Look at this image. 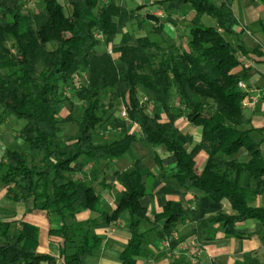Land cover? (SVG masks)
Returning a JSON list of instances; mask_svg holds the SVG:
<instances>
[{
  "label": "trees",
  "instance_id": "16d2710c",
  "mask_svg": "<svg viewBox=\"0 0 264 264\" xmlns=\"http://www.w3.org/2000/svg\"><path fill=\"white\" fill-rule=\"evenodd\" d=\"M29 1L0 0V124L10 117L23 121L19 135L31 152L7 150L0 162V181L8 186L14 202H32L48 217H59L62 224L50 235L62 240L60 254L65 264H85L101 244L97 235L83 231L75 222L81 211L99 214L87 221L92 226L109 225L127 211L129 239L119 259L121 264H136L145 237L141 224L148 221L140 204L145 187L135 180L137 174L151 175L143 160L134 161L124 180L116 173L124 191L110 214L99 213L95 191L72 176L78 159L118 160L137 142L163 148L175 159L174 172L166 175L154 156L162 178L174 189L202 191L215 204L227 200L234 212L220 211L202 220L180 203L168 202L154 224L164 231L165 239L189 215L197 223L198 240L209 223L219 224L228 237H240L238 223H264V208L250 206L264 190L261 141H254L252 129L243 128L249 120L240 104L245 94L237 84L244 82L245 74L232 72L240 66L239 54L257 57L261 47L248 52L225 37L238 24L231 0L220 4L156 0L161 4L182 1L192 8L186 49L167 43L162 38L163 22L152 14L141 16L143 6L129 9L114 0H68L72 11L67 14L58 0H42L38 10L24 12ZM259 1L264 6V0ZM203 16L214 20L216 27L203 25ZM146 21L153 24L149 33L156 39L135 36L134 30L142 31ZM117 36L120 41L114 44ZM101 45L108 49L98 51ZM66 88L82 104L77 118L72 116L74 103L66 97ZM117 99L122 101L127 119L139 127L140 139L126 133L124 121L111 117ZM173 99H177L180 113L202 128L207 160L200 173L177 141L179 115L172 113ZM150 102L162 108L166 122L147 113ZM64 105L69 110L61 118L58 110ZM107 112L110 115L105 116ZM68 123L76 125L74 138L58 141L61 126ZM106 123L119 129L120 136L111 143L96 144L94 135ZM241 149L247 155L244 163L234 158ZM246 174L259 179L255 188L243 185ZM10 226L0 220V264H56L55 258L36 252L35 226L21 223L13 231ZM68 244L75 245L71 255L66 254Z\"/></svg>",
  "mask_w": 264,
  "mask_h": 264
},
{
  "label": "crops",
  "instance_id": "0c3cea01",
  "mask_svg": "<svg viewBox=\"0 0 264 264\" xmlns=\"http://www.w3.org/2000/svg\"><path fill=\"white\" fill-rule=\"evenodd\" d=\"M38 1L41 5L42 0ZM58 1L64 7L65 12L70 14L72 8L68 0ZM103 1L104 3L108 2V0ZM114 1L116 4L126 6L129 9L143 6V9L139 12L141 16L152 14L163 22L162 38L167 43L179 45L184 49L187 48V30L189 31L190 21L194 16V12L188 4H184L182 1L163 4L156 3V0ZM221 2L222 0H217L216 4ZM147 3L156 6L157 9L149 11L146 7ZM161 5L165 6V9ZM183 7H189L188 15L177 14V11L179 13ZM231 7L238 24L231 29L232 34H225V37L234 44H242L248 52H251L257 45L261 47V55L257 57L252 54H248V56L239 54V57L244 56L246 58L249 66L247 68L238 66L232 72L239 76L245 74L244 83L251 90L250 93H244L245 102L251 105L242 107L243 115L249 120V124L243 128L252 129L251 137L254 141H261V155L264 163V34L262 32L264 6L259 0H231ZM166 18L169 21H165ZM185 21L188 26L183 23ZM146 25H150L151 29L153 24L146 21L142 31L134 30L135 36L147 35ZM210 27H216V23L214 22V25ZM120 38V36H117L114 44H118ZM107 49L104 46V50ZM73 103L72 114L75 107L79 106L82 109L81 102L73 101ZM113 106L114 111L111 117L124 121L126 133L137 140L140 139L139 127L120 116L124 108L122 101L120 99L114 100ZM172 106L174 108L172 113L179 115L175 121V127L178 130L177 141L192 158L196 171L200 173L207 160L205 152L207 143L202 141V128L192 125L185 114L180 113L177 99H173ZM147 113L150 116H159L161 122L167 121L162 108L154 102L147 105ZM67 114L68 111L64 116H59L64 118ZM108 115H110V112H107L105 116ZM12 134L17 137L16 134ZM74 136L75 134L67 136L66 141L73 139ZM119 136V129H114L109 123H106L95 133L94 138L98 142H94L96 144L111 143L117 140ZM5 139L0 136V162L7 150L12 151L14 148H19L11 143L13 138L11 139L10 136L7 140ZM154 156L160 159L161 167L166 175L174 172V158L170 157L163 148H152L141 142L134 143L123 155V157H130L125 162H121L123 157L118 160H100L96 162L80 158L73 164V180L82 181L87 186L92 187L99 198V213L110 214L119 205L121 193L124 191L120 180H124L128 176L134 161L137 159L143 160L151 175L145 177L137 174L135 180L143 183L145 187L146 195L141 199L140 204L146 209L148 221L141 224L145 237L142 243V252L136 259V264H264V223L248 220L236 224V231L240 237H228L219 224L209 223L204 236L198 240L195 231L197 223L194 221V217L189 215L178 222L169 238L165 239L164 231L154 226V224L168 202L180 203L184 209L193 212L196 217L202 220L211 219L220 211L228 215H234V212L227 200L215 204L202 191L174 189L162 178ZM234 158L237 162L244 163L247 161L246 151L241 149ZM116 173L121 175L120 180L116 177ZM258 181L259 179L250 178L246 174L243 185L255 188ZM12 197L8 194V186L0 181V220L10 222L11 231L19 228L21 223L35 226L38 229L36 252L40 255L55 258L56 264H65L60 254L62 240L50 235V231H56L60 228L62 223L59 217H48L45 212L37 210L32 202H14ZM250 206L264 208V190ZM98 215V213L81 211L75 218V222L83 231L93 233L101 240L100 247L93 251L92 256L86 259L85 264H121L119 255L129 239L130 216L127 211H124L116 222L109 225L92 226L88 224L89 219H94ZM162 225L160 224V227ZM66 247L67 255H71L75 251V245L73 244H68Z\"/></svg>",
  "mask_w": 264,
  "mask_h": 264
},
{
  "label": "rangeland",
  "instance_id": "374dc122",
  "mask_svg": "<svg viewBox=\"0 0 264 264\" xmlns=\"http://www.w3.org/2000/svg\"><path fill=\"white\" fill-rule=\"evenodd\" d=\"M211 1L214 3H217V0H211ZM39 7H40V1L31 0V1L26 3V5L23 8V11L24 12L36 11V10H38ZM146 7L148 8L149 11H154L157 9L156 6H151V5H149V3H147ZM161 7H163V9H165V6L161 5ZM189 10H190L189 7H183L179 13L177 11V14L188 15ZM202 21H203L202 22L203 25H205V26L209 27V26L214 25V21L210 18L205 17V16L202 18ZM183 23L185 25L187 24L186 21ZM186 26H188V25H186ZM149 30H150V25H146L147 35H150V38L152 37V39H156L155 38L156 36H154L152 33H149ZM187 33H188V30H187ZM98 51H100V52L104 51V46L101 45L98 48ZM64 92L66 94V97H68V99L75 101L73 98L71 88H66L64 90ZM68 110H69V106L64 105L63 107H61L58 110V115L64 116L66 111H68ZM80 111H81V108L79 106L75 107L73 110L72 116L74 118L77 117L79 115ZM22 126H23V121H20V120L13 118V117H10L6 123L0 124V136H3L4 139L6 138L5 140H7L9 138V136L11 137V139L13 138L11 140V143H14V146L17 145L19 147V148H14V150H19L21 152H24L25 154H31L28 146L24 143L23 139L19 135V131L22 128ZM76 130H77L76 125L73 123H68V124L62 125L60 132L57 134V136H58L57 140L66 143L67 136L69 137V136L75 134ZM12 133L16 134L17 137H15ZM94 141L98 142L97 139H95V138H94ZM128 158H130V157H123L121 162H125V160L128 161ZM130 161H131V159H130ZM126 216H128V215H126Z\"/></svg>",
  "mask_w": 264,
  "mask_h": 264
},
{
  "label": "built area",
  "instance_id": "2783aa9c",
  "mask_svg": "<svg viewBox=\"0 0 264 264\" xmlns=\"http://www.w3.org/2000/svg\"><path fill=\"white\" fill-rule=\"evenodd\" d=\"M96 38L100 41H102V37L100 35H97ZM110 52V51H109ZM111 53V52H110ZM239 62H240V66L242 68H247L249 66V62L246 60L245 57H240L239 58ZM76 83H78V78H75L74 79ZM238 88L245 94L247 93H250L251 90L248 89V87L246 86V84L243 82V81H239L238 84H237ZM254 102V101H253ZM241 107H247L249 105H251L250 103L248 102H245L244 98L241 100ZM121 118L122 119H127V115H126V111L125 109L123 108L122 111H121V114H120Z\"/></svg>",
  "mask_w": 264,
  "mask_h": 264
},
{
  "label": "water",
  "instance_id": "95a60500",
  "mask_svg": "<svg viewBox=\"0 0 264 264\" xmlns=\"http://www.w3.org/2000/svg\"><path fill=\"white\" fill-rule=\"evenodd\" d=\"M164 222H161L160 224L162 225Z\"/></svg>",
  "mask_w": 264,
  "mask_h": 264
}]
</instances>
